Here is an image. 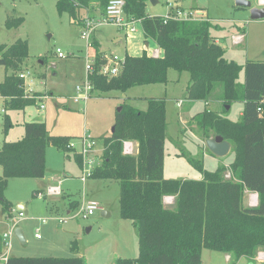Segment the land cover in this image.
Returning a JSON list of instances; mask_svg holds the SVG:
<instances>
[{"label":"trees","instance_id":"1","mask_svg":"<svg viewBox=\"0 0 264 264\" xmlns=\"http://www.w3.org/2000/svg\"><path fill=\"white\" fill-rule=\"evenodd\" d=\"M110 0H57L60 13H68L73 22L83 24L105 12ZM127 17L142 20L145 41L154 40L161 49L155 57L144 51L141 55L126 53L121 71L110 79L100 74L108 62L95 47V69L89 75L93 90L107 92L150 83H166L169 68L190 73L187 98L206 103L218 101L221 111L204 110L194 121L204 139L222 135L231 142L235 158L227 167L203 170L200 180H170L164 177L166 102L149 98L146 109L123 104L116 114L114 132L103 138V152L89 177L115 179L120 183V215L129 219L139 234L140 255L118 258L117 264H202L203 250L231 253L236 260L255 257L264 248V61L247 60L239 64L225 57L224 47L213 37L215 27L209 19L164 22L162 15H149L147 0H125ZM82 11L85 16H82ZM24 18L7 19L6 27L21 25ZM29 56V44L19 38L12 44L0 43V66L12 69L0 82V95L7 109L25 110L40 100L30 95L21 77L23 64ZM244 71V82H239ZM244 104L239 120L223 114L228 105ZM13 126L9 115L4 130ZM24 135L15 141L5 140L0 147V201L4 210L10 204L4 198L11 177L42 178L46 173L47 148L51 145L65 152L69 139L49 134L45 122H25ZM138 144L136 154L124 152V142ZM78 161L82 158L76 153ZM193 163L202 165L193 160ZM231 177L225 176L226 171ZM246 190L258 194L255 206H245ZM175 197L172 207L166 196ZM10 213V212H9ZM73 248H76L74 245ZM3 249L0 233V251ZM5 264H86L77 256H16Z\"/></svg>","mask_w":264,"mask_h":264},{"label":"rangeland","instance_id":"2","mask_svg":"<svg viewBox=\"0 0 264 264\" xmlns=\"http://www.w3.org/2000/svg\"><path fill=\"white\" fill-rule=\"evenodd\" d=\"M147 0V11L167 15V0ZM57 0H0V43L12 44L26 39L29 56L23 64L26 74L25 88L32 95L40 94V100L25 110L7 109L0 95V147L5 140L15 141L24 135L25 122H45L50 135L66 137L76 149L65 152L57 146H49L46 155V173L42 178L11 177L4 190L9 210L0 201V231L11 226L25 229L28 242L23 244L13 238L11 255L16 256H72L83 255L86 264H117L118 258H137L140 255L139 234L132 221L120 215V183L115 179H92L88 177L90 164L84 166L76 157L84 137L94 138L92 157L101 159L103 138L111 135L116 114L123 104L146 109L149 98H163L166 102V137L164 177L170 180H200L203 170L215 171L228 166L235 158L232 149L224 156L214 154L206 145L194 116L204 110H222L218 101L187 98L190 73L169 68L166 83H150L129 87L125 92L93 90L90 99L76 102V87L87 78L89 47L82 36L84 25L75 23L66 12L60 13ZM254 6L264 4L251 0ZM174 7L200 9L206 19L215 26L211 33L225 49V57L239 64L247 60L264 61V19L254 20L250 9L236 5L235 0H176ZM264 7V6H263ZM174 11V8H171ZM24 18L20 26L7 28L6 21L12 17ZM82 16L85 12L82 11ZM98 16V15H97ZM95 18H99V17ZM243 33V34H242ZM101 49L111 62L123 61L126 53L149 54L158 49L156 42L145 41L141 24L136 32H127L105 23L95 29ZM244 36L237 41L235 36ZM93 35L91 40L93 41ZM120 40L116 41L115 39ZM64 56L60 57L59 52ZM90 54L95 57L93 48ZM92 57V58H93ZM12 69L0 66V82ZM110 79L115 75H104ZM244 71L239 82H244ZM37 91V92H35ZM52 92V93H51ZM44 103L45 108L40 104ZM243 103L234 102L223 112L231 120H239ZM9 115L13 126L6 132L5 117ZM138 144H134V154ZM98 154V155H97ZM193 160L199 162L198 167ZM83 179V175H86ZM3 167L0 165V175ZM230 173L228 170L225 173ZM227 177V176H226ZM230 178V177H227ZM59 192H51L50 188ZM246 192L244 204L256 205L253 194ZM96 200L101 209L89 218L73 217L67 222L60 219L79 211L83 200ZM171 206L173 201H164ZM25 206L20 209L19 205ZM103 207L109 216L102 214ZM4 208V209H3ZM24 211V216L18 215ZM10 212V213H9ZM70 212V213H69ZM43 219L46 222L43 223ZM38 230V231H37ZM40 237H36V233ZM76 248H73V246ZM231 254V253H229ZM0 264L2 262L0 261ZM202 264H264V248L255 257L243 256L236 260L227 258L221 251L204 249Z\"/></svg>","mask_w":264,"mask_h":264},{"label":"built area","instance_id":"3","mask_svg":"<svg viewBox=\"0 0 264 264\" xmlns=\"http://www.w3.org/2000/svg\"><path fill=\"white\" fill-rule=\"evenodd\" d=\"M169 5V12L167 15H164V22H167L168 19L174 18L177 20H194V21H200V20H206L207 14L204 13V11L200 9H181L179 7H174L176 0H167ZM260 2H264V0H260ZM125 0H110L106 6L105 12L97 19V18H87L84 23V30L82 31V36L87 40V44L89 47V54H88V66H87V78L86 80L77 85L76 87V102H85L90 99L93 93V84L89 78V75H91L94 72L95 66V57L90 54V49L93 48V42L91 40V36L93 32L95 31L96 27L105 24L110 23L118 28H121L125 30L126 32H136L137 27L139 24L142 23V20L135 17H127L125 13ZM171 8H174V11L171 10ZM243 34V33H242ZM237 41H244V36H235ZM218 42V41H217ZM220 43V42H219ZM59 56L63 57V52H59ZM152 56L158 57L161 56V49L158 47L153 53ZM93 57V58H92ZM108 59V58H107ZM124 66V60L123 61H115L111 62V60L108 59V62L106 64H103L100 67V74L103 75H117L122 67ZM21 77H26L25 73L20 74ZM41 108H45V104H40ZM94 145L95 140L94 138H88L84 137L82 140V145L77 151L81 155L82 158V165L85 168L86 164L91 165L90 172L88 174V177L92 171V169L99 164V160L97 158H94L91 156V154L94 152ZM68 148L75 150L76 145L73 142H69L67 145ZM124 152L126 154H134V144L132 141H125L124 142ZM86 175H83V179H86ZM51 192H59L60 190L55 187L50 188ZM254 200L258 201V194H253ZM173 200L174 196L168 195L165 197V199ZM258 203V202H257ZM101 209L100 203L96 200H84L81 204V207L78 212H76L73 215H68L67 217L60 219V223L67 222L70 218H89L90 216L94 215L98 210ZM70 213V212H69ZM18 215L20 217L24 216V211L20 210ZM43 223L46 222V219L42 220ZM16 229V224L10 227L9 230L2 233V242H3V249L0 251V261L6 262L8 257L11 255V249L13 246V238L15 237L14 231ZM38 231V230H37ZM36 237H40V234L37 232Z\"/></svg>","mask_w":264,"mask_h":264},{"label":"water","instance_id":"4","mask_svg":"<svg viewBox=\"0 0 264 264\" xmlns=\"http://www.w3.org/2000/svg\"><path fill=\"white\" fill-rule=\"evenodd\" d=\"M152 2L155 4L157 1L152 0ZM236 5L249 8L250 9V17L251 19L258 20V19H264V7L254 6L251 0H235ZM122 107L119 108L121 110ZM227 110L230 109V105L226 107ZM115 130V126L113 127V132ZM205 143L207 147L216 155L218 156H224L228 154L231 150V142L225 139L222 135H217L214 137L207 138L205 140ZM102 214L105 215V211H102ZM109 215V213H108ZM15 237L23 244L26 243V236L25 232L21 227H17L14 231Z\"/></svg>","mask_w":264,"mask_h":264},{"label":"crops","instance_id":"5","mask_svg":"<svg viewBox=\"0 0 264 264\" xmlns=\"http://www.w3.org/2000/svg\"><path fill=\"white\" fill-rule=\"evenodd\" d=\"M157 2H158V1H157ZM157 2H156V3H157ZM257 6H259V7H263L264 4H259V5H257ZM147 7H148V4H147ZM147 12H148V11H147ZM148 14H149V15H157L156 13H153L152 11H149ZM97 15H98V16H97ZM99 15L101 16L102 13H101V12H97L96 16L99 17ZM96 16H95V17H96ZM141 26H142V25H141ZM119 29H121V28H119ZM121 30H123V29H121ZM137 30H138V27H137ZM126 33H127V32H126ZM92 35L94 36V37H93V40L96 41V42L98 43L97 45H98V47L100 48V52H101V53L106 52L105 50L101 49V42H100V40L96 37V35H95V31L93 32ZM115 40L118 41V40H120V39H119V38H116ZM92 42H93V41H92ZM147 44H148V42H147ZM93 49H94V51H96V50H95V47H94V44H93ZM95 53H96V52H95ZM129 54H131V53H129ZM161 54H162V51H161ZM131 55H133V54H131ZM150 55H151V54H150ZM35 92H37V91H35ZM51 93H52V92H51ZM219 104H221V103L219 102ZM243 107H244V104H243ZM216 111H220V110H216ZM241 114H242V111H241ZM113 127H114V126H113ZM112 130H113V128H112ZM112 133H113V132H112ZM112 133H111V134H112ZM109 136H110V135H109ZM133 144H136V143L134 142ZM232 149H233V147L231 146V150H232ZM231 150H230V151H231ZM102 152H103V149H102ZM97 155H98V154H97ZM99 162H100V160H99ZM228 171H229V170H228ZM229 172H230V171H229ZM226 176H227V177H231V172H230V173H227ZM246 192L249 193V192H251V191H250V190H246ZM245 196H246V194H245ZM84 200H86V199H84ZM84 200H83V201H84ZM165 200H166V199H164V201H165ZM172 201H173V203H172V205L169 206V207H172V206L175 204V197H174V199H173ZM257 202H258V201H257ZM257 202H255L256 205H257ZM164 203H165V202H164ZM245 206H255V205H249V204H247V205H245ZM19 208H20V209H24L25 206L22 205V204H20V205H19ZM103 210L105 211V215H106V216H109V215H108V213H109V212H108V209L105 208V207H103L102 211H103ZM109 214H110V213H109ZM16 228H17V227H16ZM23 230H24V232H25V229H23ZM0 233H3V232L0 231ZM25 236H26V232H25ZM35 236H36V234H35ZM26 240H27V241H26V243H27V242H28V238H27V236H26ZM225 254H226L227 258H229V260H230V258H231V254H229V253H225ZM77 255H79V254L72 255V256H77ZM82 256H83V255H82ZM1 262H2V261H1ZM2 264H5V263L2 262Z\"/></svg>","mask_w":264,"mask_h":264}]
</instances>
